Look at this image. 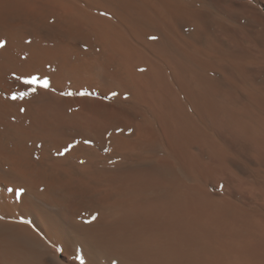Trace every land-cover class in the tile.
Returning a JSON list of instances; mask_svg holds the SVG:
<instances>
[{
    "label": "bare ground",
    "instance_id": "bare-ground-1",
    "mask_svg": "<svg viewBox=\"0 0 264 264\" xmlns=\"http://www.w3.org/2000/svg\"><path fill=\"white\" fill-rule=\"evenodd\" d=\"M0 41V264H264V0H0Z\"/></svg>",
    "mask_w": 264,
    "mask_h": 264
},
{
    "label": "snow or ice",
    "instance_id": "snow-or-ice-1",
    "mask_svg": "<svg viewBox=\"0 0 264 264\" xmlns=\"http://www.w3.org/2000/svg\"><path fill=\"white\" fill-rule=\"evenodd\" d=\"M151 39H156V37H151ZM5 46V42L0 41V48H3ZM143 71V69H141ZM17 80H19L23 85H27L28 90L21 92L19 94H13L11 99L12 100H23L27 96H31L36 93L37 89H44V90H50L51 85L50 82L47 78L41 79L39 76H29V77H16ZM62 95H68V96H73V95H80V96H88L90 93L88 92H79V93H72V92H66V93H61ZM113 96L116 95V93H112ZM21 111H24V109H21ZM85 143H90L89 141H85ZM67 151V149L65 150ZM63 154V153H61ZM9 191H14L15 196L19 199L23 196V189H18V190H13L9 189ZM96 217L93 216L92 220H95ZM87 223H91V221H86ZM56 251H62L61 249L57 248ZM76 259L79 261V264H85V257L81 255L79 252L76 254Z\"/></svg>",
    "mask_w": 264,
    "mask_h": 264
},
{
    "label": "rangeland",
    "instance_id": "rangeland-1",
    "mask_svg": "<svg viewBox=\"0 0 264 264\" xmlns=\"http://www.w3.org/2000/svg\"><path fill=\"white\" fill-rule=\"evenodd\" d=\"M116 157H109V158H106L105 159V161H104V163H103V161L101 162V161H99L98 160V166H99V168L100 167H103L102 169H104V170H109V169H113V168H115V167H118L117 165H119L120 166V163H121V160H117L116 161V159H115ZM111 159V160H110ZM119 159V158H118ZM108 160H110L111 161V163H110V161L108 162ZM114 161H115V163L117 164L116 166H114L115 164H114ZM101 162V163H100ZM103 163V164H102ZM107 166V167H106ZM108 168V169H107ZM101 169V168H100ZM245 174H247V175H245L244 174V177H245V180L248 182V181H251V179H252V172L251 171H246V172H244ZM249 173L251 174V177H250V175H249ZM219 188H220V186H219ZM219 188L217 187V191L219 190ZM220 191H222V187H221V190Z\"/></svg>",
    "mask_w": 264,
    "mask_h": 264
}]
</instances>
